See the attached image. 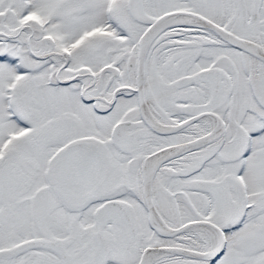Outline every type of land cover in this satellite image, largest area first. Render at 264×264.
Returning a JSON list of instances; mask_svg holds the SVG:
<instances>
[{
  "label": "snow or ice",
  "instance_id": "1",
  "mask_svg": "<svg viewBox=\"0 0 264 264\" xmlns=\"http://www.w3.org/2000/svg\"><path fill=\"white\" fill-rule=\"evenodd\" d=\"M0 264H264V0H0Z\"/></svg>",
  "mask_w": 264,
  "mask_h": 264
}]
</instances>
